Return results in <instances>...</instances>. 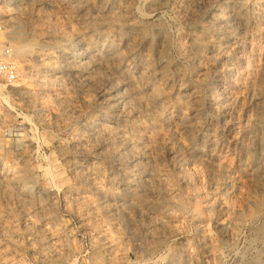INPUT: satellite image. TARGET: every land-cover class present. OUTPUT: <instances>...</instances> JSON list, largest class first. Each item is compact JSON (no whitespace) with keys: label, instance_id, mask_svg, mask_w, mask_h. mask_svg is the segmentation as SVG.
<instances>
[{"label":"clouds","instance_id":"9594fccd","mask_svg":"<svg viewBox=\"0 0 264 264\" xmlns=\"http://www.w3.org/2000/svg\"><path fill=\"white\" fill-rule=\"evenodd\" d=\"M0 264H264V0H0Z\"/></svg>","mask_w":264,"mask_h":264}]
</instances>
